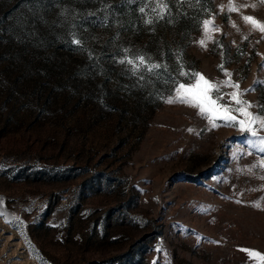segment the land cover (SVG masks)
Instances as JSON below:
<instances>
[{
	"label": "rangeland",
	"instance_id": "1",
	"mask_svg": "<svg viewBox=\"0 0 264 264\" xmlns=\"http://www.w3.org/2000/svg\"><path fill=\"white\" fill-rule=\"evenodd\" d=\"M246 16L264 0H0V264H261L264 129L176 99L201 73L264 117Z\"/></svg>",
	"mask_w": 264,
	"mask_h": 264
},
{
	"label": "snow or ice",
	"instance_id": "2",
	"mask_svg": "<svg viewBox=\"0 0 264 264\" xmlns=\"http://www.w3.org/2000/svg\"><path fill=\"white\" fill-rule=\"evenodd\" d=\"M162 10L167 9V4H158ZM140 12H144V8L139 9ZM246 21H250L253 23L254 27H258L260 31L264 32V22H260L256 20V18L251 16L244 17ZM146 23H152L151 20L146 21ZM207 24L208 22L205 21ZM73 43L80 45L81 41L79 39H74ZM203 43V42H201ZM127 53L128 49H124ZM139 61V64H145L146 60L143 55H140L136 58ZM127 62L130 64H135L136 61L131 59H127ZM120 63H125V60H121ZM138 67V65H137ZM161 64H151L148 65V70L161 68ZM166 67V65H164ZM221 68L223 66L221 65ZM135 71V68H133ZM181 75H189V73L181 72ZM194 78H198V82L194 85H184L180 84L178 91L177 100L181 103H188L190 106L195 107L199 110V114L211 120L214 125L216 120H222L228 124H236L239 125L243 132H250L252 136H258V130L253 126L259 123L261 129H264V117L254 116L251 112L247 111V108L252 107L251 101L243 100L240 97L243 95L242 92L239 91V85L234 84L230 79L225 83L237 89V91L232 93H225L223 95H218L214 99L210 95L213 91L219 92L220 85L213 84L211 81L207 80L203 74L201 73H193L191 74ZM254 90V89H253ZM248 91L247 89L244 90ZM224 95H228L230 97V101L227 103H221L224 99ZM231 101H235L236 107L232 106ZM169 103L175 102L173 100H169ZM234 112H238L242 114L244 117L248 119H240L237 115H234ZM192 131V129H189ZM260 145H264V137L260 138ZM256 147V144H253ZM259 206V205H257ZM244 252L249 253L252 257L258 258L261 264H264V253L259 252L254 249H241Z\"/></svg>",
	"mask_w": 264,
	"mask_h": 264
}]
</instances>
